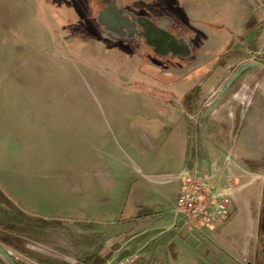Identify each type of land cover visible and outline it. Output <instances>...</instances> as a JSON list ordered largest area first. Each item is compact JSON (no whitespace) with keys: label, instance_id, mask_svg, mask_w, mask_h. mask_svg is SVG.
Masks as SVG:
<instances>
[{"label":"rangeland","instance_id":"rangeland-1","mask_svg":"<svg viewBox=\"0 0 264 264\" xmlns=\"http://www.w3.org/2000/svg\"><path fill=\"white\" fill-rule=\"evenodd\" d=\"M238 2L0 0V249L13 262L153 264L124 261L113 252L119 231L112 238L108 231L122 202L103 194L98 180L120 185L135 177L147 180L138 171L127 180L123 174L146 160L153 161L144 170L149 174L170 158L183 168L204 169L198 160L209 146L200 135L205 113L197 109L240 46L230 41L202 61L193 56L198 41L189 26H205L202 12L214 25L236 24L247 0ZM103 12L127 23L119 39L105 33ZM141 20L183 52L160 53ZM238 153L254 160L248 165L234 160L240 172L233 179L254 199L253 233L246 234L241 216L232 211L229 224L228 214L194 238L188 255L179 251L170 264H264V152ZM216 157L206 156L210 163ZM173 175L156 177L169 204L159 216L174 206L180 179ZM74 186L84 192L76 195ZM101 201L112 204L116 217L105 213ZM214 232L220 235L216 241ZM162 245L172 259L165 236ZM88 246L93 250L82 251ZM0 264L9 263L0 257Z\"/></svg>","mask_w":264,"mask_h":264},{"label":"crops","instance_id":"crops-1","mask_svg":"<svg viewBox=\"0 0 264 264\" xmlns=\"http://www.w3.org/2000/svg\"><path fill=\"white\" fill-rule=\"evenodd\" d=\"M240 1L238 4H241ZM199 15L201 16L199 19L205 22V26L196 27L193 24L189 26L190 36L198 41L193 56H201L202 61H206L212 58L215 51L220 52L230 41H234L235 46H240L239 50H236L222 66L218 83L206 89L197 109L205 113L203 116L205 122L201 124V129L202 131L205 129L206 133L203 134L201 131L200 135L209 146V149L205 150V155L198 160V164L204 166V169L201 168L199 171L209 168L213 176V184L216 186L231 184L229 218L224 222L227 225L232 221L233 211V214L241 216L245 232L251 236L255 221L249 208L254 203V199L243 189L245 185H234V174L240 172L234 165V160L238 163L243 160V165H248L254 160L243 158L238 152H264V0H247L236 24L229 26L214 25L208 15H203V12ZM196 114L200 115L199 112ZM211 136L214 137L212 139L214 142H210ZM236 139L239 141L238 145ZM211 152L217 153V159L210 163L206 156H209ZM202 159L203 163H201ZM116 164L114 168L124 171L125 180L132 177L134 171H138L145 178L148 177L149 182L135 177L130 183L120 185L119 182L112 184L99 178L98 187L103 194H108L110 198H118L122 202L117 213L118 219L114 218L116 215L112 216L113 210L110 206L112 204H108V201L97 203L103 207L105 213L116 220L111 221L114 229L108 231L111 238L114 231H119V246L113 252L121 255L124 261L136 263L141 260L150 261L153 264H161L164 261L169 264L171 261L176 262L179 251L188 255L192 241L204 235V229L200 231L188 229L182 224L171 227L172 208L169 209L168 214L158 215L161 210L169 208V204L166 203L164 193L158 188L161 183H157L159 181L156 180L160 173L174 174L173 176L178 178L183 169V163L176 164L174 159L170 158L165 165L155 166L158 172L150 174L144 171L153 166V161L150 160H146L145 165L141 162L143 169L133 165L122 171V168L118 167L120 163L118 166ZM219 178H222L221 183L218 182ZM70 189H73L77 195L84 192L85 188L74 186ZM126 189L128 191L123 194ZM118 192H120L119 196ZM95 203L92 204L95 205ZM21 212L28 215L24 211ZM28 216L38 218L33 213ZM40 220L46 221L42 218ZM164 236L167 243L171 242L172 259L166 256L168 250L162 245ZM219 236V233L214 232L212 237L216 241ZM89 250H93V246H88L82 251Z\"/></svg>","mask_w":264,"mask_h":264},{"label":"built area","instance_id":"built-area-1","mask_svg":"<svg viewBox=\"0 0 264 264\" xmlns=\"http://www.w3.org/2000/svg\"><path fill=\"white\" fill-rule=\"evenodd\" d=\"M179 179L176 200L170 211L171 227L182 224L193 230L211 229L228 215L231 184L214 185L209 168L199 171L197 168L184 167L179 173Z\"/></svg>","mask_w":264,"mask_h":264},{"label":"bare ground","instance_id":"bare-ground-1","mask_svg":"<svg viewBox=\"0 0 264 264\" xmlns=\"http://www.w3.org/2000/svg\"><path fill=\"white\" fill-rule=\"evenodd\" d=\"M100 19L106 26L105 33L112 40L119 39L120 31H122V29L127 26V23L125 21L123 20L119 21L117 20L115 15L112 16V15L107 14L106 12H103L100 14ZM141 23L146 30V33H147L146 35H147L148 40L150 41V45L155 46L160 53L165 52L166 48L174 51V48L172 49V47L167 44V40H166L167 38L164 37V35L160 34V36L157 37V34L160 32H157L153 25H151L150 23H146L142 20H141ZM132 31L133 29H130V34ZM176 48L177 47H175V49ZM174 52L182 53L183 49L179 51H174Z\"/></svg>","mask_w":264,"mask_h":264},{"label":"flooded vegetation","instance_id":"flooded-vegetation-1","mask_svg":"<svg viewBox=\"0 0 264 264\" xmlns=\"http://www.w3.org/2000/svg\"><path fill=\"white\" fill-rule=\"evenodd\" d=\"M155 28V27H154ZM153 28V29H154ZM155 30L158 32L159 30H157L156 28H155ZM132 33V32H131ZM159 34V36H160V34L161 35H164V34H162L161 32L160 33H158ZM158 35H157V37H159ZM164 37H166L167 39V44L168 45H170L171 47H172V49L174 48V51H179V50H181L182 48H180L179 46H176L175 44H174V42L171 40V39H169L166 35H164ZM175 47H177L176 49H175ZM167 50H170V49H168V48H166V51ZM165 51V52H166ZM171 51V50H170Z\"/></svg>","mask_w":264,"mask_h":264},{"label":"water","instance_id":"water-1","mask_svg":"<svg viewBox=\"0 0 264 264\" xmlns=\"http://www.w3.org/2000/svg\"><path fill=\"white\" fill-rule=\"evenodd\" d=\"M0 257L6 260L9 264H15L13 260L0 249Z\"/></svg>","mask_w":264,"mask_h":264},{"label":"trees","instance_id":"trees-1","mask_svg":"<svg viewBox=\"0 0 264 264\" xmlns=\"http://www.w3.org/2000/svg\"><path fill=\"white\" fill-rule=\"evenodd\" d=\"M95 14H96V12H93V14H91V20H92V25L95 26V27H97V23H96V19H95Z\"/></svg>","mask_w":264,"mask_h":264}]
</instances>
